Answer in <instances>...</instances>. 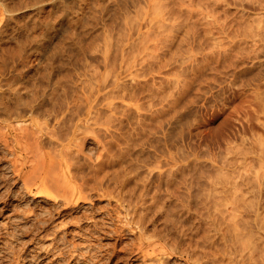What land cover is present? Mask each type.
Instances as JSON below:
<instances>
[{"label": "rangeland", "instance_id": "374dc122", "mask_svg": "<svg viewBox=\"0 0 264 264\" xmlns=\"http://www.w3.org/2000/svg\"><path fill=\"white\" fill-rule=\"evenodd\" d=\"M0 40L1 50L3 47H7V49L13 47L15 49L13 51L17 53L15 59L12 58L17 67L16 70L10 72L12 75H18L22 82L34 84L41 90L46 86L43 91L48 93L52 92V88L56 86V92L53 93V96L51 95L57 97L56 99L59 98L58 105L55 104L54 114L63 112L64 122L61 129L63 128L62 132L64 131V133H67L68 129V134H70L74 125L79 122L77 121L80 118H77L78 114L79 116L85 114L88 91L92 88L96 89L97 86L100 88L94 109L97 113L94 111L92 118H95L94 120L91 118L97 124L96 122L90 123L88 120V123L84 127L82 126L84 129L80 127L83 131L79 129L82 134L78 133L80 134L78 140L83 142V153L86 158L94 161L96 155L101 152L100 146L95 143V137L98 135V139L109 141L110 135L113 134L110 130L113 129L112 132L114 133L119 129L124 131V139H122L123 141L120 140L122 141L121 146H123V142L126 143L124 148H128V144H130L127 149L128 155L126 149H121L125 155L123 159L125 161H127L125 157L134 159L133 161L130 159L133 165L128 164L130 168L128 175L132 171L131 179H128L131 182L127 187L129 188L128 192H131V196L127 192L129 199L132 197L135 201L137 198L135 196L139 194L145 183L141 181L144 180L148 184L147 188H150L148 190H152V193L156 189L157 192L159 190V192L165 193L166 181L169 179L168 174L172 169L176 178L174 179V187L176 186L177 192L185 197L176 201V203H180L178 204L179 208L185 210L187 207H183V204L188 205V207H192V209L190 207L188 209L193 213L192 210L202 213L207 209L206 212L209 215L207 221L211 222V216L219 214V211L217 209L214 211V207L210 208L211 205L208 206L209 209L206 208L207 205L200 201L202 197L199 199L196 197L197 194V196L200 194L207 196L209 188L212 191V182L210 181L217 183L216 186H220L219 183L226 179L229 182L224 187L227 190L225 189L220 194V198L226 197L228 191V193H234L235 191H250L264 187L260 184L261 176H259L261 170L264 172V169H261L264 168V153H262L264 152V137H261L264 136V112H262L264 111V85H262L264 84V0H0ZM134 47L135 52H138L132 51ZM5 70L7 69L0 72L1 79L4 73L10 75ZM116 77H119L118 80ZM115 81H118L117 85L113 83ZM42 84L47 85L42 86ZM120 92H124V96ZM82 108L84 109L82 110ZM152 112L153 116H151ZM125 114L131 118L123 119L124 122H121L123 126L117 129L120 126L117 124L118 121ZM81 117L83 118V116ZM30 119L34 124L36 122L41 123V121L44 123L46 120L43 117L33 115L27 121H22L19 124H14L15 121H11L10 125H17L18 127L30 122L32 127ZM50 119L52 118L50 117ZM50 119L47 120V130L51 131V128H54V121L52 120V122ZM0 125H4L3 122L2 124L0 122ZM163 126L164 128H162ZM107 127L109 128L107 129ZM33 128L36 127H32V131ZM2 129L6 131L4 126ZM2 129L0 128L1 132H3ZM106 129L109 130V135ZM121 130L117 132L122 133ZM127 135L129 140H125ZM79 136L80 138L83 136L85 139L82 138L81 141ZM132 138L136 139L132 140ZM114 146L116 147L113 145L111 149L115 153L118 146L116 148ZM117 150L119 153V147ZM0 156V248L2 249H0V255H2L3 250L5 251L3 243L7 240L12 242L15 248L23 249L22 252L24 251L23 254L26 253L28 259L34 256L32 258L34 260L40 254V260H35L37 264H41L42 261L46 264L148 263L141 259L140 253L135 249L138 234L132 228H135L136 224L129 223L130 214L126 210L129 207L132 209V204L129 206L125 203L128 207H122L123 210L117 206L118 202L116 203L115 198L98 195L101 191L86 189V193H90L89 199L80 201L77 211L72 212L69 207L64 208L59 202L60 206L57 207V210L60 213L58 214L57 210L55 211L52 207L53 199L43 197L41 194L38 196L36 188L30 192L24 189L22 181L16 178L17 175L13 171L12 155L3 149L1 142ZM36 158L37 156L33 157V161L31 159V164L35 163L36 165V161H38ZM229 158H231V163L232 160L233 163H244L240 166L242 169L227 166V162L230 164ZM130 160L128 163H131ZM225 162L227 169H224L222 164ZM231 169L234 170V173ZM217 170L219 173L216 172ZM237 171L238 173H236ZM213 174H215L214 178L212 177ZM241 174L245 176L243 183L240 182L239 186H237L238 184L233 185L234 180L240 181L237 176ZM231 176H234V180H231ZM230 181L232 182L230 183ZM108 185V183L107 185L103 183V187ZM137 185H141L140 189ZM116 186L110 182L109 187L112 190L115 188L118 191ZM231 187H234L233 192ZM18 188L23 190L18 191ZM130 189L133 190L130 191ZM137 192L138 194H136ZM185 192V195L191 193V200H186ZM228 193V197L235 194L230 195ZM113 194H116L115 190ZM198 207L202 208L203 211ZM247 208L249 209V207ZM45 211L53 212V219L51 218V222L49 221V225L46 226L47 228L45 227L46 230L36 226L41 220L38 217L42 218ZM238 213L245 214V212ZM35 214L37 215L35 216ZM224 214L225 212L223 214L220 212L218 216H222V221L218 217L219 220L215 221L217 224L208 225V227L203 224V227L210 228L208 230L211 233L208 231L206 237V240H209L206 242V249L214 253L212 255H214L215 260L217 259L215 264L220 262L221 264H225V262H227L226 264H264L262 263L264 252L258 251V249H255L252 260L249 261L247 258L249 252L247 247L250 244L248 240L259 242L260 239H264V233H261L264 232L262 231L264 229L260 227L261 225L254 224L251 213H249L250 216L244 215L243 218L248 221L237 222L239 225L235 221L239 217L235 220H228L230 215L225 214V216L227 215L225 218ZM220 222L219 226L218 223ZM231 224L232 226H230ZM214 226L219 228H214ZM222 227L223 229H220ZM249 228L251 229V236L243 237L245 238L243 239L238 232H249ZM231 229L238 232L233 231L232 234ZM234 232L238 236L235 237ZM239 236L240 239L237 238ZM242 239L247 241L244 242ZM22 241H27L25 246H21ZM236 241L237 243H235ZM252 243L250 247H252ZM215 252L218 254L216 255ZM169 258L168 264H188L178 254L170 255ZM238 258H241L239 259L241 262ZM246 258L248 261L244 262ZM253 259H255L254 262ZM257 259L262 261L260 260L261 262L258 263ZM256 260L257 262H255ZM157 264L165 263L157 262Z\"/></svg>", "mask_w": 264, "mask_h": 264}, {"label": "bare ground", "instance_id": "6f19581e", "mask_svg": "<svg viewBox=\"0 0 264 264\" xmlns=\"http://www.w3.org/2000/svg\"><path fill=\"white\" fill-rule=\"evenodd\" d=\"M14 1V0H13ZM62 1V0H61ZM67 1V0H66ZM132 1V0H131ZM25 2V1H24ZM65 3V2H64ZM88 3V2H87ZM157 3V2H156ZM27 4V3H26ZM37 4V3H36ZM11 5V4H10ZM13 5V4H12ZM35 5V4H34ZM59 5V4H58ZM145 5V4H144ZM17 6V5H16ZM65 6V5H64ZM122 6V5H121ZM154 6V5H153ZM4 7V6H3ZM14 7V6H13ZM18 7V6H17ZM42 7V6H41ZM161 7V6H160ZM20 8V7H19ZM37 8V7H36ZM81 8V6H80ZM105 8V7H104ZM140 8V7H139ZM2 9V8H1ZM18 9V8H17ZM23 9V8H22ZM67 9V8H66ZM43 10V9H42ZM144 10V9H143ZM7 11V9H6ZM11 11V10H10ZM9 12V11H8ZM74 12V11H73ZM79 12V11H78ZM126 12V10H125ZM124 12V13H125ZM130 14V13H129ZM51 15V14H50ZM49 15V16H50ZM128 15V14H127ZM141 15V14H140ZM28 16V15H27ZM30 16V15H29ZM46 16V15H45ZM130 16V15H128ZM132 16V15H131ZM56 17V16H55ZM28 18V17H27ZM79 18V17H78ZM133 18V17H132ZM25 19V18H24ZM51 19V18H50ZM57 19V18H56ZM131 19V18H130ZM141 19V18H140ZM165 19V18H164ZM44 20V19H43ZM114 20V19H113ZM134 20V19H132ZM10 21V20H9ZM82 21V20H81ZM117 21V20H116ZM120 21V20H119ZM118 21V22H119ZM160 21V20H159ZM20 22V21H19ZM22 22V21H21ZM125 22V21H124ZM130 22V21H129ZM23 23V22H22ZM131 23V22H130ZM33 24V23H32ZM47 24V23H46ZM149 24V23H148ZM160 25V23H158ZM260 24V23H259ZM5 25V24H4ZM65 25V24H64ZM137 25V24H135ZM158 25V26H159ZM258 25V24H257ZM25 26V25H23ZM125 26V25H124ZM5 27V26H4ZM29 27V26H28ZM136 27V26H135ZM151 27V26H149ZM257 27V26H256ZM3 29V28H2ZM43 29V28H42ZM165 29V28H163ZM259 29V28H258ZM255 30V29H254ZM7 33V32H6ZM39 33V32H38ZM63 33V32H62ZM150 33V32H149ZM255 33V32H254ZM26 34V33H23ZM253 34V33H252ZM21 35V34H20ZM121 36V34H119ZM15 36V35H14ZM126 36V35H124ZM20 37V36H18ZM30 37V36H29ZM50 37V36H49ZM119 37V36H118ZM130 37V36H129ZM140 37V34H139ZM138 37V38H139ZM13 38V37H12ZM28 38V37H27ZM64 38V37H63ZM66 38V37H65ZM120 38V37H119ZM125 38V37H124ZM144 39V37H143ZM117 40V39H116ZM124 40V39H122ZM147 40V39H146ZM149 40V39H148ZM1 41V40H0ZM6 41V40H5ZM11 41V40H10ZM13 41V40H12ZM33 41L35 42V40L33 39ZM58 42V40H57ZM62 42V41H61ZM124 42V41H123ZM145 42V41H144ZM113 43V42H112ZM122 43V42H121ZM132 43V42H131ZM130 43V44H131ZM141 43V42H140ZM143 43V42H142ZM1 44V43H0ZM55 44V43H54ZM120 44V43H119ZM145 44V43H143ZM20 45V44H19ZM152 45V44H151ZM156 45V44H155ZM3 46V45H2ZM119 46V45H118ZM9 47V46H8ZM18 47V46H17ZM131 47V46H130ZM129 47V48H130ZM133 47V45H132ZM155 47V46H154ZM10 48V47H9ZM56 48V47H55ZM127 48V47H126ZM12 49V50H10ZM7 49L6 48H0V72H4V69H7L5 71H7L8 73L13 72L14 70L17 69L16 65L14 64V60L17 53H15V49L10 48ZM22 49V48H20ZM86 49V48H85ZM132 49V48H131ZM142 49V48H141ZM14 50V51H13ZM19 50V49H18ZM45 50V49H44ZM90 50V49H89ZM139 50V49H138ZM13 51V53H12ZM62 51V50H61ZM111 51V50H110ZM113 51V50H112ZM125 51V50H124ZM135 52V47L134 50H132ZM68 52V51H67ZM138 52V51H136ZM135 52V53H136ZM78 53V52H76ZM131 53V52H130ZM112 54V53H111ZM151 54V53H150ZM19 55V53H18ZM45 55V54H44ZM63 55V53H62ZM114 55V54H113ZM118 55V54H117ZM132 55V54H131ZM146 55V54H145ZM158 55V54H157ZM13 56V57H12ZM90 56V55H89ZM138 56V55H137ZM18 57V56H17ZM152 57V56H151ZM13 58V59H12ZM23 58V57H22ZM149 58V57H148ZM45 59V58H44ZM65 59V58H64ZM76 59V58H75ZM84 59V57H83ZM21 60V59H20ZM77 60V59H76ZM110 60V59H109ZM108 60V61H109ZM127 60V59H126ZM142 60V59H141ZM148 60V59H147ZM152 60V59H151ZM156 60V59H155ZM22 61V60H21ZM25 61V60H24ZM23 61V62H24ZM33 61V60H32ZM38 61V60H37ZM129 61V60H128ZM14 62V63H13ZM26 62V61H25ZM41 62V61H40ZM112 62V61H111ZM110 62V63H111ZM118 62V61H117ZM42 63V62H41ZM40 63V64H41ZM48 63V62H47ZM156 63V62H155ZM234 63V62H233ZM18 64V63H17ZM35 64V63H34ZM147 64V63H146ZM160 64V63H159ZM27 65V64H26ZM32 65V64H31ZM67 65V64H66ZM133 65V64H132ZM19 66V65H18ZM49 66V65H48ZM56 66V65H55ZM114 66V65H113ZM151 66V65H150ZM218 66V65H217ZM23 67V66H22ZM58 67V66H57ZM62 67V66H61ZM118 67V66H117ZM153 67V66H152ZM92 68V67H91ZM94 68V67H93ZM128 68V67H127ZM80 69V68H79ZM140 69V68H138ZM223 69V68H222ZM229 69V68H228ZM23 70V69H22ZM90 70V69H89ZM242 70V69H241ZM18 71V70H17ZM40 71V70H39ZM124 71V70H123ZM134 71V69H133ZM139 71V70H137ZM142 71V70H141ZM106 72V69H105ZM121 72V71H120ZM140 72V71H139ZM7 73V74H8ZM38 73V72H37ZM82 73V72H81ZM14 74V73H13ZM74 74V73H73ZM72 74V75H73ZM95 74V73H94ZM106 74V73H105ZM108 74V73H107ZM111 74V73H110ZM46 75V73H45ZM43 74V76H45ZM79 75V74H78ZM98 75V74H97ZM129 75V74H127ZM137 75V74H136ZM134 75V76H136ZM231 75V74H230ZM1 76V75H0ZM22 76V75H21ZM42 76V77H43ZM113 76V75H112ZM133 76V74H132ZM76 77V76H75ZM104 77V75H103ZM141 77V75H140ZM29 78V77H28ZM114 78V76H113ZM119 77H116V80H118ZM21 79H23L21 77ZM32 79V77H31ZM46 79V78H45ZM68 79V78H67ZM76 79V78H75ZM210 79V77H209ZM44 80V79H43ZM50 81V79H47ZM53 82L54 78H52ZM110 80V79H109ZM173 80V78H172ZM213 80V79H211ZM215 80V79H214ZM260 80V79H259ZM48 81V82H49ZM57 81V80H56ZM133 81V80H132ZM144 81V80H143ZM92 82V81H91ZM104 82V80H103ZM43 83V82H42ZM46 83V82H45ZM60 83V82H58ZM57 83V84H58ZM117 85L118 81L113 82ZM102 84V83H101ZM146 84V83H145ZM47 85V84H44ZM42 84V86H44ZM53 85V84H52ZM56 85V84H55ZM134 85V84H133ZM139 85V84H138ZM141 85V84H140ZM187 85V84H186ZM264 85V84H262ZM32 86V87H31ZM50 86V85H49ZM95 86V85H94ZM136 86V85H135ZM152 86V85H151ZM175 86V85H174ZM46 87V86H45ZM45 87L43 89H45ZM93 87V86H92ZM118 88V87H117ZM130 88V87H129ZM147 88V87H146ZM153 88V87H152ZM43 89L41 90L40 88H37V86L30 85L29 83L26 82H22L20 80V77L18 78V75H12L10 73V75H6V73L3 74V78H0V122L4 125H0L1 129L2 126H4L6 129V131L1 132L0 130V142L3 145V149H5L9 154H11V161H12V166H13V171H15L16 175H17V179L21 180L23 183V187L24 189H26L28 192L32 191L33 188L37 189L38 192V196L41 194V196L43 197H47V198H51L53 199V203H52V207L53 209L56 211L57 207L60 206V203L64 206V208L69 207L70 210H72V212L77 211V208L79 207V202L80 201H84L89 199V195L90 193H86L87 191H85L86 189L88 190H96V191H101L98 193V195H107V197L109 196L110 198H115L116 203L118 202L117 206L119 207H123L126 208L128 207L127 205L132 204V209L126 208L128 214H130V218H128L129 223L132 222L134 224H136V227L132 230H136V233L138 234L137 236V244L135 245V249L138 250V252L141 255V259L145 260L148 263L151 264H157V262H163L165 264H168L169 261V256L170 255H180L181 257L184 258V260L188 263V264H215L217 259L215 260L214 258V254L212 251H209L208 249H206V242H208L206 239L207 237V232L209 231L207 228L208 225H212V224H217V222H215L217 219L219 220V218L221 219L220 221H222V216H218L221 212V214H223L225 212V214L230 215V219L235 220V218H238V220H235L236 223L237 222H241V221H248L247 219L243 218L244 215L250 216L249 213H251V215L253 216L252 221H254V224H260L261 228L264 229V187L262 188H256L253 189L251 186L250 191H235L234 193H228V194H234L231 197L227 196L226 193V197H222L220 198V194L225 191V189L227 190V188L224 189V187L226 186V183H229L228 181H223L220 182L219 185L220 186H216V184L213 181L211 184L212 187V191H210L211 188H209V194L207 196H201V194L199 196L196 195V197L199 199L200 197V201H202V203H204V205H207L206 208L209 209L208 206H210V208L214 207V211H216V209L219 211V214H216L214 216H211V222L207 221V216L209 217V215L207 214L205 209V212H197L196 210H192L193 212L189 211V207L188 205H184L183 207H187V209H183L181 210L179 208L180 203H176V201H178L179 199H183V194H179V192H177V188L174 187V172L171 171L169 172V179L166 181L167 182V188L165 193H161L156 191V187L153 191V193L151 191L148 190L147 188V183L146 180L141 181L142 183L145 182L143 184V186L140 189V186L142 185V183H140L141 185H137L140 189L139 194L138 192L136 194L138 195H134L135 197H137L135 199V201L132 199V197H130L131 199H129L128 197V184H130L131 180V173L130 175V168L129 165L132 164L131 160L132 157H125V159L127 161H125L123 158V151L121 149H123L124 144H126L125 142H123V146H121V142L123 141L122 139H124L123 137V133L124 131H122L121 129H119L121 126H123L121 124V122L123 123V119H130L129 116L127 114H125L124 117L120 118V122L118 121L117 124H119L120 126L115 129L117 131H122L121 132H117L110 130L111 133H113L112 135H110V139L109 141H102L100 139L97 138V136L95 137L96 142L101 149V152L98 153V155H96V158H94V161H90L88 158H86V155L83 153V142H79L78 140V135L82 134V132H80L79 129L83 128L85 124L89 122H96L93 121L94 118H92L93 114H94V109H95V105H96V99H97V94L99 92V87L97 86L96 89H91L90 91H88V95L86 97V111L85 114L83 113L81 116H83V118L81 116H79V112L77 113L78 117H80L79 119H77V121H79L78 123H74V128L71 130L70 134H68V129H67V133L64 131L62 132L61 127H63V122H64V118H63V112H61L60 114L56 112V114H54V110H55V104H57L58 99H56L53 96V93L56 92V86H54L52 88V92H47V91H43ZM66 89V87H65ZM102 89V88H101ZM48 90V89H47ZM74 90V89H73ZM94 90V91H93ZM115 90V89H114ZM125 90V89H124ZM159 90V89H158ZM186 90V88H185ZM184 90V91H185ZM50 91V90H49ZM131 91V90H130ZM59 92V91H57ZM69 92V91H68ZM107 92V91H106ZM118 92V91H117ZM141 92V91H140ZM147 92V91H146ZM156 92V91H155ZM160 92V90H159ZM121 93V92H120ZM86 94V93H85ZM123 93H121V95H123ZM52 95V96H51ZM107 95V94H106ZM154 95V94H153ZM152 95V96H153ZM57 96V95H56ZM60 96V95H59ZM58 96V97H59ZM80 96V95H79ZM116 96V95H115ZM124 96V95H123ZM155 96V95H154ZM158 96V95H157ZM129 97V96H128ZM131 97V96H130ZM168 97V96H167ZM170 97V96H169ZM209 97V96H208ZM261 97V96H260ZM56 100H55V99ZM125 98V97H124ZM154 98V97H153ZM160 98V97H159ZM73 99V98H72ZM141 99V98H140ZM164 99V97H163ZM161 100V99H160ZM48 101V102H47ZM143 101V100H142ZM148 101V99H147ZM163 101V100H162ZM141 102V100H140ZM145 102V101H144ZM165 102V101H164ZM67 103V102H66ZM72 103V102H71ZM74 103V102H73ZM50 104V105H48ZM156 104V103H154ZM58 105V104H57ZM65 105V104H64ZM84 105V104H83ZM63 106V105H62ZM73 106V105H72ZM151 106V105H150ZM171 106V105H170ZM259 106V105H257ZM261 106V105H260ZM64 107V106H63ZM126 107V106H125ZM174 107V106H173ZM262 107V106H261ZM150 108V107H149ZM259 108V107H258ZM79 109V108H78ZM81 109V108H80ZM84 108H82L83 110ZM172 109V108H171ZM69 110V109H68ZM141 110V109H140ZM159 110V109H158ZM162 110V109H161ZM153 111V110H152ZM252 111V110H251ZM77 112V111H76ZM96 112V111H95ZM158 112V111H157ZM167 112V111H166ZM169 112V111H168ZM259 112V111H258ZM264 112V111H262ZM97 113V112H96ZM101 113V112H100ZM177 113V112H176ZM65 114V113H64ZM70 114V113H69ZM72 114V113H71ZM111 114V113H109ZM33 115H37L40 117L45 118L46 120L44 121V123H42L41 120H37V121H41V123L36 122L35 124L32 123L33 121H31L32 123V127H36L33 128L32 131V127L30 126V122L24 126H18L14 125L11 126L10 123L11 121H15L14 124H19L22 121H27L29 118H31V116ZM67 115V114H66ZM142 115V114H141ZM148 115V114H146ZM69 116V115H68ZM75 116V115H74ZM96 116V114H95ZM98 116V115H97ZM100 116V115H99ZM106 116V115H105ZM114 116V115H113ZM153 116V112L152 115ZM50 117L52 119H50ZM76 117V116H75ZM102 117V116H101ZM107 117V116H106ZM69 118V117H68ZM91 118L93 120H91ZM113 118V117H112ZM117 118V117H116ZM169 118V117H168ZM255 118H257V116H255ZM53 120L54 121V125L56 123V126L53 125L54 128H51L50 130H47V120ZM108 119V118H107ZM35 120V119H33ZM52 121V122H53ZM105 121V119H104ZM103 121V122H104ZM113 121V120H112ZM115 121V120H114ZM49 122V121H48ZM132 122V121H131ZM66 123V122H65ZM68 123V122H67ZM107 123V122H106ZM116 123V122H115ZM52 124V123H51ZM97 124V122H96ZM105 124V123H104ZM171 124V123H170ZM261 124V122H260ZM34 125V126H33ZM66 125V124H65ZM72 125V122H71ZM139 125V124H138ZM30 126V128H29ZM83 126V127H82ZM89 126V124H88ZM86 126V127H88ZM116 127L118 125H115ZM144 126V125H143ZM142 126V127H143ZM259 126V125H258ZM70 127V126H69ZM81 127V128H80ZM85 127V128H86ZM114 127V128H116ZM141 127V128H142ZM175 127V126H173ZM261 127V126H260ZM67 128V127H66ZM71 128V127H70ZM109 127H107L108 129ZM138 128V127H137ZM140 130H143L141 129ZM145 128V126H144ZM164 128V126L162 127ZM53 129V130H52ZM84 129V128H83ZM106 129V131H107ZM262 129V128H261ZM82 130V129H81ZM95 130V129H94ZM98 130V129H97ZM102 130V129H101ZM83 131V130H82ZM93 131V130H91ZM96 131V130H95ZM100 131V130H99ZM262 131V130H261ZM101 132V131H100ZM105 132V131H103ZM102 132V134H103ZM108 135H109V130L107 131ZM256 132V131H255ZM80 133V134H78ZM84 133V132H83ZM87 133V132H86ZM89 133V132H88ZM92 133V132H91ZM106 133V132H105ZM110 133V134H111ZM262 133V132H261ZM95 134V133H94ZM99 134V133H98ZM101 134V133H100ZM138 134V133H137ZM258 135V133H256ZM260 134V133H259ZM93 135V134H92ZM91 135V137H92ZM96 135V134H95ZM104 135V134H103ZM262 135V134H261ZM107 136V135H106ZM86 137V135H85ZM85 137H81L79 136V138L81 139V141L83 139H85ZM99 137V136H98ZM102 137V136H101ZM105 137V135H104ZM103 137V138H104ZM264 137V136H261ZM83 138V139H82ZM93 138V137H92ZM34 139V140H33ZM94 139V138H93ZM129 140L128 135L127 138H125V140ZM136 139V138H134ZM132 138V140H134ZM139 139V138H138ZM173 139V138H172ZM246 139V138H245ZM32 140V141H30ZM78 140V141H76ZM105 140V139H104ZM122 140V141H120ZM124 140V141H125ZM144 140V138H143ZM252 141V140H251ZM93 142V141H92ZM128 142V141H126ZM232 142V141H231ZM129 143V142H128ZM261 143V142H260ZM130 144V143H129ZM129 144H128V148H129ZM138 144V143H137ZM153 144V143H152ZM113 145H116V147L118 146L120 149V152L117 153V149L115 150L116 152L114 153V151L112 152L111 147ZM245 145V144H244ZM255 145V142H254ZM90 146V145H88ZM96 146V145H95ZM126 146V145H125ZM246 146V145H245ZM244 146V147H245ZM253 146V145H252ZM259 146V145H258ZM115 147V146H114ZM115 147V148H116ZM133 147V145H132ZM240 147V146H239ZM92 148V147H90ZM127 147H125L124 149H128ZM139 148V147H138ZM241 148V147H240ZM239 148V149H240ZM248 148V147H247ZM260 148V147H259ZM97 149V147H96ZM132 149V148H131ZM237 149V147H236ZM124 150V151H126ZM138 150V149H137ZM161 150V149H160ZM246 150V149H245ZM96 151V150H95ZM128 151V150H127ZM157 151V150H156ZM250 151V150H249ZM261 151V150H260ZM259 151V152H260ZM5 152V151H4ZM3 152V153H4ZM98 152V151H97ZM221 152V151H220ZM242 152V151H241ZM244 152V151H243ZM96 153V152H95ZM129 154V151L126 152V154ZM162 153V152H161ZM226 153V152H225ZM224 153V154H225ZM249 153V152H248ZM264 153V152H262ZM261 153V155H262ZM127 154V155H128ZM138 154V153H137ZM158 155V154H157ZM208 155V154H207ZM37 156V160L36 161V165L31 164V159L33 157ZM93 156V155H92ZM216 156V155H215ZM224 156V155H222ZM242 156V155H241ZM247 156V155H246ZM1 157V156H0ZM152 157V156H151ZM184 157V156H183ZM211 157V156H210ZM128 158V159H127ZM137 158V157H136ZM135 158V160L137 161V159ZM217 158V157H216ZM221 158V157H220ZM243 158V157H242ZM247 158V157H246ZM8 159V158H7ZM35 159V158H34ZM231 158L228 159V161H230ZM252 159V158H251ZM261 159V158H260ZM130 160L131 163H128ZM134 160V159H133ZM132 160V161H133ZM212 160V158H211ZM227 160V159H226ZM223 160V161H226ZM33 161V159H32ZM35 161V160H34ZM139 161V160H138ZM145 161V160H144ZM160 161V160H159ZM218 161V160H217ZM250 161V160H249ZM258 161V160H257ZM256 161V162H257ZM127 162V163H126ZM140 162V161H139ZM156 162V161H155ZM190 162V161H189ZM242 162V161H241ZM251 162V161H250ZM168 163V162H167ZM191 163V162H190ZM129 164V165H128ZM160 164V163H159ZM188 164V163H187ZM224 169L227 166L231 167H240L241 165H243L242 163H232L230 161V164L227 162L222 163ZM226 164V165H225ZM255 164V163H254ZM253 164V165H254ZM260 164V162H259ZM133 165V164H132ZM131 165V167H132ZM155 165V164H154ZM157 165V163H156ZM186 165V164H185ZM257 165V163H256ZM191 166V165H190ZM193 166V165H192ZM261 166V165H260ZM142 167V166H141ZM222 167V168H223ZM25 168H27V170H24ZM136 168V167H134ZM185 168V166H184ZM241 168V167H240ZM252 168V167H251ZM147 169V168H146ZM174 169V168H173ZM236 169V168H234ZM242 169V168H241ZM260 169V168H259ZM264 169V168H261ZM148 170V169H147ZM146 170V171H147ZM178 170V169H177ZM183 170V169H182ZM220 170V169H219ZM238 170V169H236ZM254 170V169H253ZM181 171V170H180ZM200 171V170H199ZM208 171V170H207ZM232 173H234V170H232ZM260 171V170H259ZM196 172V171H195ZM206 172V171H205ZM218 172V170L216 171ZM215 172V173H216ZM225 172V171H224ZM228 173V171H226ZM4 173V172H3ZM208 173V172H207ZM210 173V171H209ZM219 173V172H218ZM223 173V172H222ZM226 173V174H227ZM238 173V171L236 172ZM241 173V172H239ZM151 174V173H150ZM182 174V172H181ZM191 174V173H190ZM261 174V175H260ZM259 174V176H261L260 178V184L262 186H264V172H262ZM137 175V174H136ZM219 175V174H217ZM221 175V173H220ZM229 175V174H228ZM235 175V174H233ZM130 176V177H129ZM144 176V174H143ZM149 176V175H148ZM191 176V175H189ZM196 176V175H195ZM211 176V175H210ZM215 174H213V178H214ZM223 176V175H222ZM221 176V177H222ZM226 176V175H224ZM134 177V176H133ZM141 177V176H140ZM139 177V178H140ZM147 177V176H146ZM180 177V176H179ZM192 177V176H191ZM199 177V176H197ZM208 177V176H207ZM211 177V178H212ZM219 177V176H218ZM232 177V179H231ZM229 177L231 180H234L233 177L231 176ZM238 178H240V181L238 180H234L233 182L230 181V183L232 182L233 185H237L239 186L240 182H242L244 180V177L242 174L237 176ZM256 177V176H255ZM145 178V177H144ZM220 178V177H219ZM228 178V176H227ZM236 178V177H235ZM134 179V178H132ZM186 179H188L186 177ZM200 179V178H199ZM202 179V178H201ZM223 179V178H222ZM150 180V179H149ZM209 180H212L209 178ZM215 180V179H214ZM221 180V179H220ZM246 180V179H245ZM12 181V180H11ZM222 181V180H221ZM110 182L114 183L116 186V188H118V191H116V189L114 188L113 190L111 189L110 186ZM179 182V181H178ZM218 182V181H216ZM253 182V181H252ZM252 182L250 184H252ZM103 183L107 185V183L109 184L108 186H105L106 189H104L105 187H103ZM187 183V182H186ZM192 183V182H191ZM206 183V182H205ZM243 183V182H242ZM164 184V183H163ZM177 184V183H176ZM189 184V183H188ZM248 184V181H247ZM132 185V184H131ZM150 185V184H149ZM187 185V184H186ZM194 185V184H193ZM249 185V184H248ZM247 185V186H248ZM256 185V184H255ZM130 186V185H129ZM154 186V185H153ZM152 186V187H153ZM157 186V185H156ZM179 186V185H178ZM209 186V184H208ZM243 186V185H242ZM22 187V188H23ZM103 187V189H102ZM133 187V186H132ZM131 187V188H132ZM135 187V186H134ZM198 187V185H197ZM254 187V186H253ZM259 187V186H258ZM261 187V186H260ZM21 188V189H22ZM232 188V187H231ZM230 188V189H231ZM240 188V187H238ZM21 189L18 188V191ZM101 189V190H100ZM111 189V190H110ZM150 189V188H149ZM185 189V188H184ZM203 189V188H202ZM241 189V188H240ZM245 189V188H244ZM23 190V189H22ZM115 190L116 194H113V191ZM133 190V189H132ZM130 189V191H132ZM164 190V189H163ZM186 190V189H185ZM194 190V189H193ZM234 190V187L232 188V192ZM236 190V189H235ZM25 191V190H24ZM197 191V190H196ZM92 192V191H90ZM151 192V193H149ZM202 192V191H201ZM97 193V192H95ZM129 193V192H128ZM131 193V192H130ZM129 193V196H131V194ZM200 193V192H199ZM19 194V193H17ZM127 194V195H126ZM186 194V192L184 193V195ZM191 193H187V195H185L187 199H192ZM195 195V193H193ZM203 194V193H202ZM97 195V194H96ZM225 195V194H224ZM133 196V197H134ZM128 197V198H127ZM185 198V197H184ZM194 198V197H193ZM214 198V199H213ZM220 200L217 201L216 200ZM196 199V198H195ZM208 199V200H206ZM185 200V199H184ZM214 200H215V204H214ZM114 201V200H113ZM195 201V200H194ZM199 201V200H198ZM207 201V203H206ZM189 202V200H188ZM193 202V200H192ZM125 203H127V205H125ZM190 203V202H189ZM197 203V202H194ZM186 204V202H185ZM178 205V206H177ZM191 205V204H189ZM197 205V204H196ZM200 205V204H198ZM126 206V207H125ZM182 206V205H181ZM180 206V207H181ZM203 208V205H201ZM199 206V207H201ZM44 207V206H43ZM46 207V206H45ZM201 209L202 208H199ZM249 207V209L247 208ZM122 208V209H123ZM192 209V207H190ZM194 208V207H193ZM197 208V207H196ZM59 209V208H58ZM68 209V208H67ZM97 209V208H96ZM115 209V208H114ZM121 209V210H122ZM49 210V209H48ZM51 210V209H50ZM124 210V209H123ZM125 210V211H126ZM10 211V210H9ZM42 211V210H41ZM53 211V210H52ZM85 211V210H84ZM118 211V210H117ZM124 211V212H125ZM196 211V213H195ZM209 212L211 211L208 210ZM87 212V211H86ZM91 212V211H90ZM213 212V211H212ZM238 212H245V214L241 215V213ZM44 213V211H43ZM57 213L59 214L60 211ZM118 213V212H117ZM216 213V212H215ZM218 213V212H217ZM125 214V213H124ZM127 214V215H128ZM213 214V213H212ZM224 214V216H225ZM37 214H35L36 216ZM41 215V214H40ZM39 215V216H40ZM53 212H47L45 211L44 216L38 217L39 219H41L39 221V225L36 224L37 227L41 228V229H45L46 226H48L49 221L51 220ZM74 216V215H73ZM110 216V215H109ZM227 216V215H226ZM225 216V218H227ZM72 217V216H71ZM127 217V216H126ZM125 217V218H126ZM129 217V216H128ZM219 217V218H218ZM245 217V216H244ZM224 218V217H223ZM224 218V219H225ZM18 219V218H17ZM66 219V218H65ZM127 219V218H126ZM223 219V220H224ZM249 219V218H248ZM67 220V219H66ZM123 220V219H122ZM75 221V220H74ZM5 222V221H4ZM38 222V221H37ZM51 222V221H50ZM13 223V222H12ZM79 223V222H78ZM225 223V221H224ZM228 223V222H227ZM249 223V222H248ZM247 223V224H248ZM5 224V223H4ZM35 224V223H33ZM32 224V225H33ZM72 224V223H71ZM102 224V223H101ZM122 224V223H121ZM203 224H205V226L207 225V227H203ZM219 226L221 224L218 223ZM238 224V223H237ZM241 224V223H240ZM253 224V223H251ZM17 225V224H16ZM57 225V224H56ZM100 225V224H99ZM106 225V224H105ZM117 225V224H116ZM227 225V224H226ZM229 225V224H228ZM239 225V224H238ZM10 226V225H9ZM34 226V225H33ZM108 226V225H107ZM232 226V224L230 225ZM242 226V224H241ZM257 226V225H255ZM254 226V227H255ZM24 227V226H23ZM54 227V226H53ZM62 227V225H61ZM120 227V226H119ZM217 226H214V228ZM1 228V227H0ZM20 228V227H19ZM47 228V227H46ZM60 228V227H59ZM90 228V227H89ZM212 228V227H211ZM219 228V227H217ZM253 228V227H252ZM259 228V227H258ZM257 228V229H258ZM10 229V228H9ZM220 229H223L220 228ZM232 229H235L232 227ZM231 229V230H232ZM243 229V228H242ZM246 229V228H245ZM244 229V230H245ZM19 230V229H18ZM46 230V229H45ZM110 230V229H109ZM249 232L245 231V233H240L236 230H232V234L233 231L238 232V234L240 236L243 237H247L249 236L251 233V229H248ZM260 230V228H259ZM121 231V230H120ZM219 231V230H218ZM222 231V230H221ZM224 231V230H223ZM222 231V232H223ZM264 231V230H262ZM24 232V231H22ZM80 232V231H78ZM229 232V231H228ZM247 232V233H246ZM13 233V232H12ZM19 233V232H18ZM134 233V232H133ZM209 233H211L209 231ZM208 233V234H209ZM213 233V232H212ZM264 233V232H261ZM3 234V233H2ZM1 234V235H2ZM223 234V233H221ZM234 235L235 237L238 236ZM253 234V233H252ZM9 235V234H8ZM10 235H11V231H10ZM13 235V234H12ZM254 235V234H253ZM30 236V235H29ZM77 236V235H76ZM237 237V238H241V237ZM251 236V235H250ZM48 237V236H47ZM120 237V236H119ZM209 237V236H208ZM218 237V236H217ZM234 237V236H233ZM121 238V237H120ZM136 238V237H135ZM220 238V237H219ZM226 238V237H225ZM250 238V237H249ZM246 238V239H249ZM252 238V237H251ZM259 238V237H258ZM21 239V238H20ZM30 239V238H29ZM238 239V240H239ZM245 239V238H243ZM242 239V240H243ZM257 239V238H255ZM25 240V238H24ZM48 240V239H47ZM133 240V239H132ZM216 240V239H215ZM261 241H257L254 242L251 239H249V245L248 243L246 244V246L248 245L249 247H247L249 250L248 254H247V258L248 260H252L253 256L255 255V249H258V251H262L264 252V244H262V242H264V239H260ZM53 241V240H52ZM114 241V240H113ZM235 241V240H234ZM244 242H246L245 240H243ZM242 241V243H244ZM253 243H252V242ZM4 242V241H3ZM14 242V241H13ZM18 242V241H17ZM44 242V241H43ZM46 242V241H45ZM60 242V241H59ZM222 242V240H221ZM240 242V240L238 241ZM2 243V242H1ZM19 243V242H18ZM27 243V241H22L21 242V246H25ZM132 243V242H131ZM213 243V242H212ZM230 243V242H228ZM237 243V241L235 242ZM241 243V244H242ZM252 243V247L251 246ZM4 245V249L2 251V255H0V264H32V262L34 261V264H37V262H35V260H38L40 258V254L37 255V259L35 258L34 260L32 258H34V256L30 257V259H28L26 257V253L23 254L22 250L18 247H14L12 245V242L10 241H5V243H3ZM41 244V243H40ZM44 244V243H43ZM62 244V243H61ZM209 244V243H208ZM245 244V243H244ZM34 245V244H33ZM99 245V244H98ZM109 245V244H108ZM217 245V244H216ZM16 246V245H15ZM210 246V245H209ZM237 246V245H235ZM241 246V245H240ZM246 246H244V248L246 249ZM27 247V246H26ZM25 247V248H26ZM72 247V245H71ZM124 247V246H123ZM130 247V246H129ZM134 247V246H133ZM223 247V246H222ZM221 247V249H223ZM227 247V246H226ZM243 247V245H242ZM41 248V247H40ZM147 248V249H146ZM210 248V247H208ZM219 248V247H217ZM1 249V248H0ZM59 249V248H58ZM66 249V248H65ZM78 249V248H77ZM131 249V248H130ZM216 249V248H215ZM241 249V248H240ZM239 249V250H240ZM2 250V249H1ZM212 250V249H211ZM214 250V249H213ZM226 250V249H225ZM243 250V249H242ZM60 251V249H59ZM63 251V250H62ZM87 252V251H86ZM85 252V253H86ZM126 252V251H125ZM227 252V251H226ZM237 252V251H236ZM48 253V252H47ZM64 253V252H63ZM137 253V252H136ZM216 255L218 254L217 252H215ZM241 253V252H239ZM238 253V254H239ZM247 253V250H246ZM259 253V252H257ZM30 254V253H29ZM79 254V253H77ZM92 254V253H90ZM244 254V252H243ZM54 255V254H53ZM75 255V254H74ZM80 255H82L80 253ZM134 255V254H133ZM139 255V254H138ZM231 255V254H230ZM246 255V254H245ZM261 255V253H260ZM36 256V255H35ZM83 256V255H82ZM92 256V255H91ZM109 256V255H108ZM236 256V255H235ZM242 256V255H241ZM257 256V255H256ZM264 256V255H262ZM46 257V256H45ZM74 257V256H73ZM122 257V256H120ZM124 257V256H123ZM221 257V256H220ZM240 257V255H239ZM260 257V256H259ZM258 257V258H259ZM44 256L41 258V261L43 260ZM90 258V257H89ZM93 258V257H92ZM91 258V259H92ZM98 258V257H97ZM219 258V257H216ZM247 258L245 259L244 262H247ZM64 259V258H63ZM121 259V258H120ZM173 259V258H172ZM221 259V258H220ZM241 258H238V260ZM40 260V259H39ZM101 260V259H100ZM128 260V259H127ZM223 260V259H222ZM232 260V259H231ZM247 260V261H246ZM255 259H253L254 262ZM258 260V263L259 259ZM257 260L255 262H257ZM87 261V260H86ZM95 261V260H94ZM117 261V260H116ZM120 261V260H119ZM227 261V259H226ZM262 261V260H261ZM260 261V262H261ZM40 262V261H39ZM65 262V261H64ZM93 262V261H92ZM98 262V261H97ZM130 262V261H129ZM136 262V261H135ZM239 262H241L239 260ZM43 264H46V262L42 261ZM41 263V264H42ZM61 263V262H60ZM103 263V262H102ZM142 263V262H141ZM144 263V262H143ZM147 263V264H148ZM223 263V262H222ZM227 262H225L226 264ZM238 263V262H237ZM262 263H264V261H262ZM53 264V263H52ZM145 264V263H144ZM221 264V262L219 263ZM224 264V263H223ZM232 264V263H231ZM245 264V263H244ZM247 264V263H246ZM253 264V263H252ZM257 264V263H256Z\"/></svg>", "mask_w": 264, "mask_h": 264}]
</instances>
